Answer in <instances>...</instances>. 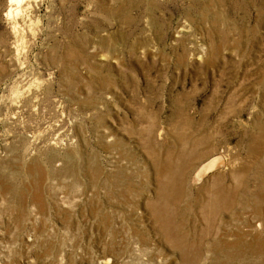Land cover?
Instances as JSON below:
<instances>
[{
    "label": "rangeland",
    "instance_id": "rangeland-1",
    "mask_svg": "<svg viewBox=\"0 0 264 264\" xmlns=\"http://www.w3.org/2000/svg\"><path fill=\"white\" fill-rule=\"evenodd\" d=\"M8 11L0 264H264V0H43L21 59Z\"/></svg>",
    "mask_w": 264,
    "mask_h": 264
},
{
    "label": "bare ground",
    "instance_id": "bare-ground-1",
    "mask_svg": "<svg viewBox=\"0 0 264 264\" xmlns=\"http://www.w3.org/2000/svg\"><path fill=\"white\" fill-rule=\"evenodd\" d=\"M43 0H9V11H8V19L10 20V22L14 25L13 26V32L15 33L16 37L18 38V46H17V55L18 57L20 58L21 57V54L22 53H25L26 52V49L24 47V44L26 42V38H27V35L25 33V30H28L29 32L28 33H32V35L35 37L37 35V30H35V24L37 22V19H38V16L36 15V11L38 8H40L41 6V2ZM232 1V0H230ZM236 4L239 3V1L241 2L242 0H233ZM233 4V3H231ZM230 6V5H229ZM232 10H234V7L230 8ZM39 26V25H38ZM23 29H22V28ZM16 41V40H15ZM28 43V41H27ZM28 45V44H27ZM23 47V48H22ZM28 47V46H27ZM12 51V50H11ZM203 55V54H202ZM14 56V55H13ZM17 58V57H16ZM13 59V58H12ZM18 59V58H17ZM21 59V58H20ZM19 60V59H18ZM16 63V62H15ZM34 83V82H33ZM17 91V90H16ZM190 122V121H189ZM260 130L262 133H264V125L262 126V124L259 126ZM180 136V135H179ZM182 136V135H181ZM264 136V134L262 135V137ZM257 139V138H256ZM181 140H184L182 137H181ZM180 140V141H181ZM195 140V139H194ZM196 141V140H195ZM258 140H256L257 142ZM65 142V141H64ZM198 143V142H197ZM196 143V144H197ZM33 144V143H32ZM193 144V143H192ZM203 143L199 144V145H202ZM204 147L200 150H197L195 151L196 153L195 154H192L188 160H185L183 162H181L180 166H174V167H168V168H165L164 171H160V181H161V184H160V187L161 189H164V190H168V189H171L172 187L175 186V181L176 179V174L179 172H182V173H185L186 171V168L188 169V167L191 165V159L192 158H198L199 157V160H204L209 152H210V155L213 154L211 156V158L209 159V161L203 166V173L206 175V174H210L211 172L217 170L218 168L220 167H224L225 164L223 163V160L220 156H216L218 154H216V151L217 148H215L214 146H209V141H205L204 142ZM257 145L254 147L253 149V152L258 156H261L262 151H263V148H264V144H263V138L260 137L258 143H256ZM197 146V145H196ZM205 146H208V147H205ZM219 146V145H218ZM194 147V146H193ZM192 147V148H193ZM196 148V147H195ZM194 148V149H195ZM192 149V151L194 150ZM191 150V149H190ZM189 150V152H190ZM181 152V151H180ZM215 152V153H214ZM194 153V151H193ZM205 153V154H204ZM185 154V153H184ZM189 154V153H188ZM190 155V154H189ZM221 155V154H219ZM178 155H176L177 157ZM254 156V155H253ZM180 157V155H179ZM186 157V155H185ZM183 157V158H185ZM203 157V158H202ZM182 158V156H181ZM182 158V159H183ZM169 159H171L169 157ZM173 159V158H172ZM171 159V160H172ZM181 159V160H182ZM225 160V159H224ZM179 158H178V162H179ZM170 162V160H169ZM173 162V161H172ZM177 162V163H178ZM171 163V162H170ZM256 163V162H255ZM258 165V164H257ZM263 165V164H262ZM97 166V165H96ZM261 166V165H260ZM163 168V167H162ZM246 168V167H245ZM191 169V168H190ZM226 169V168H225ZM257 170L260 172L262 171L263 169L260 167L259 168V165H258V168ZM96 171V170H95ZM159 171V170H158ZM188 171V170H187ZM98 172V171H97ZM241 172L245 173L246 170H242ZM258 172V173H259ZM260 174V173H259ZM260 176V175H259ZM181 178V177H180ZM215 178V184L216 186L213 187V188H210L208 189L209 192L211 193L210 196H214L213 200L212 201H209L211 202L210 205H212V203H217L220 202V198L223 200V198H227V196H230L232 195V193H228L227 192V188L225 187V184L224 182H221V179H222V175L221 173L219 174V176H214ZM237 178V177H236ZM239 178V177H238ZM173 181H174V184H173ZM38 183V182H37ZM173 184V185H172ZM180 184V182H179ZM181 185V184H180ZM242 189V188H241ZM175 190V189H174ZM40 192V191H38ZM161 192V191H160ZM173 192V191H171ZM207 192V191H206ZM230 194V195H229ZM258 194V193H257ZM169 195V194H168ZM208 195V194H207ZM262 195V194H261ZM262 197V196H261ZM230 198V197H229ZM199 199V198H198ZM221 200V201H222ZM229 200V199H228ZM184 202V201H183ZM205 202V201H204ZM214 205V204H213ZM225 205V204H224ZM208 206V205H207ZM229 206V205H228ZM176 216V215H175ZM225 222V221H224ZM252 223V222H251ZM172 226V225H171ZM258 227H260V224L258 225ZM172 228V227H171ZM170 228V229H171ZM260 233V232H259ZM262 234V233H261ZM222 242V241H221ZM241 242L239 243H236V245L238 246V244H240ZM234 246V245H232ZM212 247V246H211ZM257 247V246H256ZM259 248H264V245H261L259 244L258 246ZM257 247V248H258ZM203 251V250H202ZM241 251V250H240ZM251 251V250H250ZM203 253V252H202ZM243 255V254H242ZM163 257V256H162ZM103 264H109L110 263V260L109 259H105L103 262Z\"/></svg>",
    "mask_w": 264,
    "mask_h": 264
}]
</instances>
